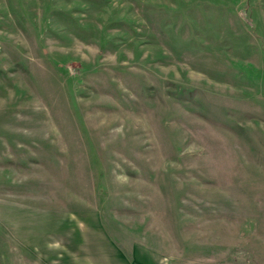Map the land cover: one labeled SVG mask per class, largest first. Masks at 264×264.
Wrapping results in <instances>:
<instances>
[{"label": "rangeland", "instance_id": "1", "mask_svg": "<svg viewBox=\"0 0 264 264\" xmlns=\"http://www.w3.org/2000/svg\"><path fill=\"white\" fill-rule=\"evenodd\" d=\"M0 211L264 263V0H0Z\"/></svg>", "mask_w": 264, "mask_h": 264}, {"label": "crops", "instance_id": "2", "mask_svg": "<svg viewBox=\"0 0 264 264\" xmlns=\"http://www.w3.org/2000/svg\"><path fill=\"white\" fill-rule=\"evenodd\" d=\"M3 221L1 215L0 264H231L229 260H206L195 254L167 256L148 246H133L127 254L108 236L60 235L49 239L45 237L49 231H42L45 227L39 222L11 219L14 223L9 228Z\"/></svg>", "mask_w": 264, "mask_h": 264}]
</instances>
